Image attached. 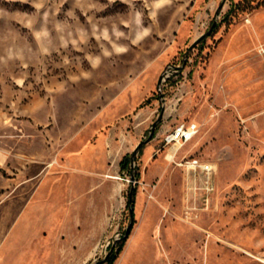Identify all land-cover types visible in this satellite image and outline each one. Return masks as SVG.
I'll list each match as a JSON object with an SVG mask.
<instances>
[{"label":"rangeland","instance_id":"374dc122","mask_svg":"<svg viewBox=\"0 0 264 264\" xmlns=\"http://www.w3.org/2000/svg\"><path fill=\"white\" fill-rule=\"evenodd\" d=\"M237 1L0 0V264H104L127 230L113 264H264V8Z\"/></svg>","mask_w":264,"mask_h":264},{"label":"built area","instance_id":"2783aa9c","mask_svg":"<svg viewBox=\"0 0 264 264\" xmlns=\"http://www.w3.org/2000/svg\"><path fill=\"white\" fill-rule=\"evenodd\" d=\"M198 127L195 123L182 122L176 125L166 136L165 145L169 146L170 156L174 160L180 149L197 134ZM177 166L191 175H201L203 188L207 192L214 190L212 183V175L214 172L213 165L208 161L199 158L182 157L179 161H175Z\"/></svg>","mask_w":264,"mask_h":264},{"label":"trees","instance_id":"16d2710c","mask_svg":"<svg viewBox=\"0 0 264 264\" xmlns=\"http://www.w3.org/2000/svg\"><path fill=\"white\" fill-rule=\"evenodd\" d=\"M264 8V0H239L237 2H232L231 7L228 14H234L238 15L240 13L244 12H250L255 9ZM126 160V159H125ZM124 168L128 166L127 160L124 161ZM134 195V193H133ZM133 196L131 197V200L128 202V206L130 209V212L132 213L133 210ZM130 230H127L124 232L122 237L119 241H116L114 245L110 248V252L107 255V257L104 260V264H113L115 259L117 258L119 252L123 248V245L125 243L126 238L129 235Z\"/></svg>","mask_w":264,"mask_h":264},{"label":"water","instance_id":"95a60500","mask_svg":"<svg viewBox=\"0 0 264 264\" xmlns=\"http://www.w3.org/2000/svg\"><path fill=\"white\" fill-rule=\"evenodd\" d=\"M225 1H226V0H222L221 4L219 5L218 10H217V12H216L217 14H218L219 10L224 6ZM214 24H215V23H214ZM204 36H205V35H203V36L199 37L198 39H196V40L193 42V44L189 47V50H191L192 48H194V47L198 44V42H199ZM161 119H162V113L159 115L157 121H156L155 123H153V125H152V129H151V132H150V134H149L148 139H147L146 141H144V142L139 143L138 146L136 147V149H135L134 152H137V150H139V148H140L145 142H148V141H150V140L152 139L153 134H154L155 126H156L157 122H159Z\"/></svg>","mask_w":264,"mask_h":264},{"label":"bare ground","instance_id":"6f19581e","mask_svg":"<svg viewBox=\"0 0 264 264\" xmlns=\"http://www.w3.org/2000/svg\"><path fill=\"white\" fill-rule=\"evenodd\" d=\"M169 158L171 157L170 155L168 156ZM111 178H116V177H114V176H110Z\"/></svg>","mask_w":264,"mask_h":264}]
</instances>
